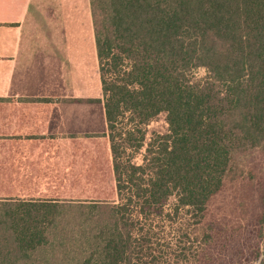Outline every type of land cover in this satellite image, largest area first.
I'll use <instances>...</instances> for the list:
<instances>
[{"label": "trees", "instance_id": "1", "mask_svg": "<svg viewBox=\"0 0 264 264\" xmlns=\"http://www.w3.org/2000/svg\"><path fill=\"white\" fill-rule=\"evenodd\" d=\"M90 4L100 95L67 99L59 62L39 54V87L19 97L39 104L40 121L50 113L55 123L60 102L80 105L73 110H83L85 139L73 135L71 159L61 163L56 135L10 137L0 264H33L65 205L89 199V188L101 193L103 160L112 185L95 197L101 202L84 205L89 223L73 264H199L213 239L210 200L237 155L264 147V0ZM199 68L206 75L195 78ZM160 114L166 131L149 135ZM256 237L264 264V180Z\"/></svg>", "mask_w": 264, "mask_h": 264}, {"label": "rangeland", "instance_id": "2", "mask_svg": "<svg viewBox=\"0 0 264 264\" xmlns=\"http://www.w3.org/2000/svg\"><path fill=\"white\" fill-rule=\"evenodd\" d=\"M70 30L71 36H75L78 32L74 26ZM81 30L84 35L85 29ZM41 31L43 32V29ZM50 31L51 29H47L48 34ZM85 32L88 37L85 44H70L73 61L71 64L68 62L64 77L67 86L64 87L67 99H93L100 95L98 65L91 39V29L88 28ZM84 39L85 37H83ZM67 47L68 45H66ZM78 48L82 54H77ZM77 55L79 56V66H76L78 60H74ZM49 58L57 60L59 66L61 65L58 58ZM205 75L206 71L203 68L194 71L195 78H202ZM60 76L63 79L61 68ZM90 110H92L93 117L97 118V122L96 118L94 122L98 124V109L92 106L89 108ZM80 125L82 128L83 125ZM166 129L164 114L158 115L147 125L149 135L164 133ZM90 130L94 131V129ZM82 133L83 131H80V134ZM80 139H85L84 134ZM100 158H103L101 152ZM234 162L235 172L227 176L220 191L212 197L208 204L206 220L212 225L213 239L204 254L201 255L199 264H257L256 248L259 242L256 237V219L260 211V187L264 180V147L237 155ZM102 168L105 175L104 179L99 182V186L101 193H104L102 196H105L111 188L112 180L107 162L105 163L104 160ZM89 190L86 194H89V197H84L89 199L79 200L84 204L75 202L76 204L73 206L65 205V209L57 221L58 227H55V233L51 236L49 243L35 253L29 262H33V264H73V261L80 257L84 246L82 233L89 223L84 225L82 221L89 215L86 213L87 208H91L84 207V205L86 206L90 201H100L95 197L101 194H93L90 188ZM111 198L112 196L109 200ZM109 200H103L102 203ZM94 209L96 208H92L91 211ZM93 214L96 217L97 211L94 210ZM17 264L23 263L19 261Z\"/></svg>", "mask_w": 264, "mask_h": 264}, {"label": "crops", "instance_id": "3", "mask_svg": "<svg viewBox=\"0 0 264 264\" xmlns=\"http://www.w3.org/2000/svg\"><path fill=\"white\" fill-rule=\"evenodd\" d=\"M72 26L78 29L75 36L70 33ZM82 28L91 29L95 53L90 0H0V173L10 161V137L14 135H56L61 163L71 159L72 136H85L87 125L80 121L81 111L73 110L80 105L60 102L55 123L50 113L40 121L39 104L19 98L31 96L34 87H39L33 74L39 54L60 60L62 86L67 87L65 70L73 61L70 44H85L88 39L85 31L82 35ZM47 29H51L50 34ZM76 52L79 55L80 48ZM78 55L74 58L78 60L76 66ZM3 194L0 174V197Z\"/></svg>", "mask_w": 264, "mask_h": 264}]
</instances>
